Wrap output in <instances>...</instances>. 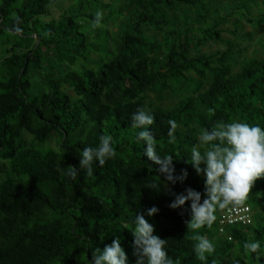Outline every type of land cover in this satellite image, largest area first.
Listing matches in <instances>:
<instances>
[{
    "label": "trees",
    "instance_id": "trees-1",
    "mask_svg": "<svg viewBox=\"0 0 264 264\" xmlns=\"http://www.w3.org/2000/svg\"><path fill=\"white\" fill-rule=\"evenodd\" d=\"M201 1L72 0L58 18L43 21L57 0H0V41L9 45L0 58V264H91L117 237L135 264L136 214L154 225L179 264H264V255L257 259L245 248L258 240L264 253V178L244 204L250 222L219 233L216 219L199 230L215 245L205 262L194 251L197 233L187 228L189 202L169 207L188 187L204 191V177L187 162L199 133L218 122L264 127V35L261 55L247 56L239 38L251 34L238 35L236 23L264 0ZM184 7L188 12L179 14ZM98 12L106 13L97 25ZM248 19L264 25L263 12ZM208 43L225 48L197 49ZM49 60L65 69L63 77L41 81L34 73L40 76ZM155 87L180 95L172 106L148 103ZM138 109L155 117L157 153L175 158V175L187 170L183 183L168 182L145 155L140 130L131 127ZM170 120L178 125L175 143L167 135ZM52 134L57 149L32 143ZM102 136L112 137L115 156L93 164L89 175L79 156L98 148ZM152 207L158 212L149 217Z\"/></svg>",
    "mask_w": 264,
    "mask_h": 264
},
{
    "label": "clouds",
    "instance_id": "clouds-1",
    "mask_svg": "<svg viewBox=\"0 0 264 264\" xmlns=\"http://www.w3.org/2000/svg\"><path fill=\"white\" fill-rule=\"evenodd\" d=\"M102 18L96 13L97 25ZM155 117L144 109H138L131 117V127L139 129L138 140L146 144L145 155L155 164H159L160 173L171 184L183 183L188 172L182 169L175 175L172 155L161 156L157 153L155 137L151 126ZM169 143L176 141V121H169ZM198 143L192 147L187 162L192 165L198 175L204 177V191L194 190L191 187L183 193L174 194L175 198L169 207L182 208L186 202L190 212L187 228L196 232L194 251L201 262H205L208 255L215 252L212 241L199 234L205 226L211 227L216 221L217 209L229 206L238 207L246 203L253 185L257 179L264 178V127L250 125L247 122L233 121L231 123L218 122L210 130L205 129L198 134ZM208 146V147H205ZM203 149V151L201 150ZM115 156L111 136H102L98 148L86 147L80 153L79 165L91 175L93 164L102 166L107 160ZM77 169L72 167L70 174L75 179ZM149 187L158 189L160 182H150ZM202 195L204 199L202 200ZM158 212L156 207L148 209L147 216L151 217ZM133 235V255L135 264H179L173 261L165 248L167 241L155 234L154 225L143 214H136L134 227L130 228ZM245 248L259 259L261 242H248ZM91 264H129V258L119 237L103 247L99 254L92 256Z\"/></svg>",
    "mask_w": 264,
    "mask_h": 264
},
{
    "label": "rangeland",
    "instance_id": "rangeland-1",
    "mask_svg": "<svg viewBox=\"0 0 264 264\" xmlns=\"http://www.w3.org/2000/svg\"><path fill=\"white\" fill-rule=\"evenodd\" d=\"M104 2H108L109 0H103ZM72 0H57V3L51 7V14L48 17H44L43 21H47L52 18H58L59 15L71 4ZM260 2V0H258ZM206 0H202L200 2V5H205ZM192 10L189 9V12ZM188 12V10L184 7L182 10H179L178 13H185ZM264 13V5L262 6H257L254 4H250V11L249 13L247 11L244 12L242 16H238L239 18L236 19V23L238 26V35H241L242 33H250L251 37H241L240 36V44L248 46V49L244 51L243 54L247 56H260L261 55V43H262V37L264 35V25H261L255 21H249L250 20H256L259 18L262 14ZM106 12H102L104 14ZM173 13V12H172ZM115 21V19H113ZM110 21L108 23V28L111 31H115L117 29L116 27V22ZM234 25L227 23L225 24L224 28L225 29H232ZM35 37V36H33ZM225 37L227 38H234V35L230 32H225ZM9 45L5 41H0V58H2L5 54V48H8ZM219 48H225L224 45H219V44H214V43H208V44H203L199 48L197 47L198 50L202 52H211L215 51ZM240 56H242L240 54ZM91 59L97 60L98 54L96 52H93L90 56ZM95 65V64H94ZM77 67V66H75ZM74 67V68H75ZM45 71L39 76L34 73L35 77H38L41 81L50 79L51 77L54 76H60L63 77L62 75L64 74L65 69L63 67L58 66L55 62L52 60H49L47 63L44 65ZM206 82V81H205ZM207 84V83H206ZM183 88V87H182ZM63 89L66 90V92L70 93L73 95V92L70 89H67L63 87ZM177 95H180V92L176 93V95H171L168 90H161L158 87H155L151 89L148 92V97L147 101L148 103L151 104H160L163 106H172L174 103V100L176 99ZM26 138L28 140H31V137L29 135H26ZM34 145H37L38 148L41 149H57V143H56V135L52 134L51 137H49L44 143H37L35 141H32Z\"/></svg>",
    "mask_w": 264,
    "mask_h": 264
},
{
    "label": "built area",
    "instance_id": "built-area-1",
    "mask_svg": "<svg viewBox=\"0 0 264 264\" xmlns=\"http://www.w3.org/2000/svg\"><path fill=\"white\" fill-rule=\"evenodd\" d=\"M251 221L250 206L242 205L238 207L229 206L222 209L217 218L218 232L223 233L227 225L242 222L246 224Z\"/></svg>",
    "mask_w": 264,
    "mask_h": 264
}]
</instances>
